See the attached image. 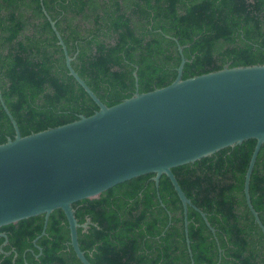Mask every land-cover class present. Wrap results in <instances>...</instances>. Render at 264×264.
Wrapping results in <instances>:
<instances>
[{"label": "trees", "instance_id": "1", "mask_svg": "<svg viewBox=\"0 0 264 264\" xmlns=\"http://www.w3.org/2000/svg\"><path fill=\"white\" fill-rule=\"evenodd\" d=\"M46 11L71 66L107 107L137 93L223 69L264 65V0H0V95L21 136L98 110L68 74ZM179 47L182 51L179 52ZM136 74V78L134 77ZM15 131L0 102V144ZM255 139L172 169L188 207L162 175L146 174L72 204L90 264H264V236L247 208L244 178ZM264 226V147L249 181ZM0 228V264H81L62 210ZM29 249V250H28ZM10 252L9 254H7Z\"/></svg>", "mask_w": 264, "mask_h": 264}, {"label": "water", "instance_id": "2", "mask_svg": "<svg viewBox=\"0 0 264 264\" xmlns=\"http://www.w3.org/2000/svg\"><path fill=\"white\" fill-rule=\"evenodd\" d=\"M45 16L61 47L68 74L84 89L98 110L90 116L27 136L4 105L15 131L14 139L0 144V228L43 215L45 234L49 215L57 209L67 220L70 246L81 264H90L78 244L80 225L72 204L97 198L102 192L133 178L165 175L183 211L188 239V207L196 210L212 232L205 214L185 196L172 169L243 141L255 139L244 178L248 210L264 236L258 213L249 198V181L260 148L264 147V65L223 69L182 79L185 58L169 85L135 93L118 104H103L71 66V58L55 22ZM181 53V47L178 48ZM136 78V74L134 73ZM7 242L5 234L0 233ZM193 264V262H192Z\"/></svg>", "mask_w": 264, "mask_h": 264}, {"label": "flooded vegetation", "instance_id": "3", "mask_svg": "<svg viewBox=\"0 0 264 264\" xmlns=\"http://www.w3.org/2000/svg\"><path fill=\"white\" fill-rule=\"evenodd\" d=\"M86 223H89V222L87 221ZM0 233H2V232H0ZM3 234H5V233H3ZM5 235H6V234H5ZM6 237H7V236H6ZM0 238H1V237H0ZM33 243H34V241H33ZM6 244H7V243L4 244V242H3L2 246L6 245ZM35 244H36V243H35ZM35 244H34V245H35ZM28 250H29V249H28ZM9 253H10V252H8L7 254H9Z\"/></svg>", "mask_w": 264, "mask_h": 264}]
</instances>
